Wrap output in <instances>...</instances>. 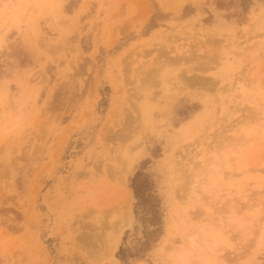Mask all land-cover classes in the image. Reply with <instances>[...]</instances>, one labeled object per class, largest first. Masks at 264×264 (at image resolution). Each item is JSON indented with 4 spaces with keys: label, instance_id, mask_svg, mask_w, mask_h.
Wrapping results in <instances>:
<instances>
[{
    "label": "rangeland",
    "instance_id": "obj_1",
    "mask_svg": "<svg viewBox=\"0 0 264 264\" xmlns=\"http://www.w3.org/2000/svg\"><path fill=\"white\" fill-rule=\"evenodd\" d=\"M0 32V264H264V0H0Z\"/></svg>",
    "mask_w": 264,
    "mask_h": 264
},
{
    "label": "bare ground",
    "instance_id": "obj_2",
    "mask_svg": "<svg viewBox=\"0 0 264 264\" xmlns=\"http://www.w3.org/2000/svg\"><path fill=\"white\" fill-rule=\"evenodd\" d=\"M0 33H1V32H0ZM2 39H3V38H2ZM2 39L0 38V46H1V41H2ZM198 76H200V75H197V76H196V74H195V75L191 76L192 78L189 77V79H192V80L195 82V80H198V79H199ZM200 77H203V76H200ZM193 81H191V82H193ZM198 81H199V80H198ZM201 82H202V81H201ZM205 82H206V81H205ZM205 82H204V83H205ZM180 91H181V89H180ZM181 92H182V91H181ZM145 143H146V142H145ZM139 144H140V143H139ZM136 145L138 146V143H137ZM144 145H146V144H144ZM124 147H125V146H124ZM127 147H128V146H126V148H127ZM135 147H136V146H135ZM146 147H147V146H146ZM141 148H143V147L141 146ZM148 148H149V147H148ZM124 149H125V148H124ZM124 149H122L121 151H122V152L124 151V152H126V153L128 154V151H129L128 149H129V148H127V149H125V150H124ZM138 150H139V148H138ZM138 150H137V151H138ZM133 151L136 152V150H133ZM144 151H145V150H144ZM124 152H123V153H124ZM139 153H140V152H139ZM144 153H145V152H144ZM124 155H125V154H124ZM121 156H122V154H121ZM138 156H139V155H138ZM126 157H127V156H126ZM197 157H198V156H197ZM135 158H136L135 156H133V158H132L131 160H130V158H129V162H130V165H131V166H132V163H133V161L135 160ZM136 160H137V159H136ZM127 163H128V162H127ZM199 163H200V162H199ZM208 163H210V162H208ZM206 164H207V163H206ZM212 164H213V163H212ZM127 165H129V164H127ZM130 165H129V167H130ZM208 165H209V164H208ZM213 165H214V164H213ZM213 165H212V167H213ZM129 167H127V168H129ZM208 167H211V166H208ZM208 167H206V169L203 170V171H207V168H208ZM212 167H211V168H212ZM130 168H131V167H130ZM125 170H127V169H125ZM187 171H189V170H187ZM193 171H194V170H193ZM203 171H202V173H201L202 175H203ZM195 172H196V171H195ZM204 173H205V172H204ZM189 174H191V175H189L190 177H194V176H195L194 173H189ZM189 176H188V177H189ZM123 178H125V176H124ZM124 181H125V180H124ZM129 195H130V198L132 199L133 197H132L131 193H129ZM130 201H131V200H130ZM130 201H129V202H130ZM129 206H130V204H129ZM131 206H132V205H131ZM129 209H130V207H129ZM127 212H128V211H127ZM129 218H130L131 222H132L133 219H134V215L131 213V211H129ZM130 220H129V221H130ZM129 221H128V222H129ZM114 225H115V224H113V226H114ZM116 226H117V225H116ZM122 226H123V225H122ZM114 228H115V227H114ZM118 228H119V227H117V230H119ZM121 229H122V228H121ZM111 231H112V230H111ZM115 231H116V230H115ZM120 231H121V230H120ZM117 232H118V231H117ZM108 233H110V232H108ZM111 233H112V232H111ZM113 234L115 235L114 243H112V242H113V241H112V242H111L112 244H110V245L113 246V244H114L115 248L113 247V249H111V250L114 251L116 248H118V245H119V242H120V239H121V238H120V236H119L120 233L118 234L117 237H116V235H117L116 232L113 233ZM106 235H107V234H106ZM192 236H193V235H192ZM192 236H191V238H189V240L191 239V241H189V244L191 243V245H193L194 242H195V237H192ZM109 239H110V237H109ZM202 239L205 240V243L207 244L206 247H207L208 249H210V250L213 251V250L216 248L215 246H216L217 244L215 245L214 242L211 243V242H210L205 236H203ZM109 241H110V240H109ZM112 246H111V247H112ZM111 247H110V248H111ZM214 247H215V248H214ZM215 250H216V249H215ZM212 251H211V253H212ZM178 256H179V255H178ZM181 256H182V255H181ZM179 257H180V256H179ZM180 260H181V258H180ZM182 260H184V259H182ZM184 262H185V261H184ZM241 264H242V263H241ZM243 264H249V263H245V262H243Z\"/></svg>",
    "mask_w": 264,
    "mask_h": 264
}]
</instances>
